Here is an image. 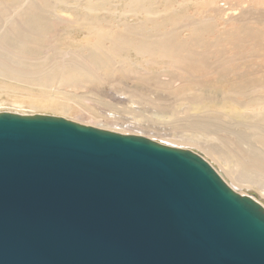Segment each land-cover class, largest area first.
Returning <instances> with one entry per match:
<instances>
[{
  "label": "rangeland",
  "instance_id": "374dc122",
  "mask_svg": "<svg viewBox=\"0 0 264 264\" xmlns=\"http://www.w3.org/2000/svg\"><path fill=\"white\" fill-rule=\"evenodd\" d=\"M0 28V113L264 158V0H0Z\"/></svg>",
  "mask_w": 264,
  "mask_h": 264
},
{
  "label": "water",
  "instance_id": "95a60500",
  "mask_svg": "<svg viewBox=\"0 0 264 264\" xmlns=\"http://www.w3.org/2000/svg\"><path fill=\"white\" fill-rule=\"evenodd\" d=\"M0 264H264V207L194 151L1 112Z\"/></svg>",
  "mask_w": 264,
  "mask_h": 264
},
{
  "label": "bare ground",
  "instance_id": "6f19581e",
  "mask_svg": "<svg viewBox=\"0 0 264 264\" xmlns=\"http://www.w3.org/2000/svg\"><path fill=\"white\" fill-rule=\"evenodd\" d=\"M39 3H40V1H39ZM31 7H33V6H31ZM29 9V8H28ZM28 9L26 10V13H27V11H28ZM31 9V8H30ZM30 9H29V11H30ZM32 10V9H31ZM28 11V13H29V15H30V12H32V11H30L29 12ZM23 13V12H22ZM22 13H21V15H19V17L21 16V18H22ZM24 14H25V12H24ZM26 15V14H25ZM24 17V16H23ZM27 16H25V18H26ZM20 18V19H21ZM29 18V17H28ZM31 18V17H30ZM39 19V22H40V18H38ZM38 19H36V17L34 18V21L33 22H36L35 20H37V22H38ZM19 20V19H18ZM22 20V19H21ZM21 20H19V23L20 22H24L23 20L21 21ZM25 20V19H24ZM15 21V20H14ZM17 21V20H16ZM32 21V20H31ZM16 23V22H15ZM24 24V23H23ZM25 24H26V22H25ZM38 24V23H37ZM15 25V24H14ZM43 25V24H42ZM42 25H40V26H42ZM6 26V25H5ZM16 26V25H15ZM18 26V25H17ZM16 26V27H17ZM24 26V25H23ZM34 26V25H33ZM35 26H38V25H35ZM48 27H49V25H47ZM20 27H22V26H20ZM31 27V26H30ZM39 27V26H38ZM37 27V28H38ZM42 27H44V25L42 26ZM4 28V27H3ZM17 28H19V27H17ZM41 28V27H40ZM1 29V28H0ZM23 29V28H22ZM35 28H33L32 30H34ZM41 29H43V28H41ZM45 29V28H44ZM49 29H50V27H49ZM23 30H25V29H23ZM46 31H48V28L47 29H45ZM6 31V30H5ZM4 31V32H5ZM8 31V30H7ZM1 32V31H0ZM24 32V31H23ZM25 32H28L27 30H25ZM31 32V31H30ZM29 32V33H30ZM7 33V32H6ZM6 33H3V34H6ZM8 33H9V31H8ZM7 33V34H8ZM31 33H33V31L31 32ZM1 34H2V32H1ZM7 34H6V36H7ZM8 35H10V34H8ZM13 35V34H12ZM29 35H27V37H28ZM30 36H32V35H30ZM5 37V36H4ZM10 37H11V35H10ZM30 39H31V37H29ZM6 39V38H5ZM16 39V38H15ZM28 39V38H27ZM14 40V38L12 39V41ZM29 40V39H28ZM1 41V40H0ZM34 41V40H33ZM3 42H5V41H3ZM16 42V41H15ZM15 42H14V44H15ZM3 44V43H2ZM13 44V45H14ZM18 44V43H17ZM4 46H6L7 47V43L4 45ZM4 46L2 45L0 48H2V50H3V48H4ZM14 46H16V45H14ZM5 47V48H6ZM18 47V46H17ZM4 48V49H5ZM12 48H13V46H12ZM24 48V47H23ZM23 48L20 50V51H22L23 50ZM16 49H18V48H16ZM19 49H20V46H19ZM25 49V48H24ZM6 50H8L7 48H6ZM5 50V51H6ZM15 51V50H14ZM7 52H9V50L7 51ZM15 52H17V51H15ZM23 52H26V50H24ZM0 53H1V51H0ZM2 53H4V52H2ZM10 53V52H9ZM18 53V52H17ZM22 53V52H21ZM4 54H6L7 55V53H4ZM16 54V53H15ZM26 54V53H25ZM98 54V53H97ZM96 54V55H97ZM10 55V54H9ZM95 54H94V57L96 56ZM8 56V55H7ZM98 56V55H97ZM94 57H93V59H94ZM1 58V57H0ZM8 58H9V56H8ZM96 58V57H95ZM100 57L98 56V59H99ZM10 59H12L11 58V55H10V58H9V61H10ZM2 60V59H1ZM0 60V61H1ZM24 60V59H23ZM95 61H96V59H94ZM13 61H15V60H13ZM12 61V62H13ZM88 61H89V59H88ZM88 61H87V63H88ZM11 62V61H10ZM94 63V61H91V63ZM97 62V61H96ZM5 64H6V66L8 65V67H11L10 66V64H8V63H6V62H4ZM4 63H3V61H2V64L1 65H3V66H5L4 65ZM15 66L14 67H16L17 65V62L15 63H13ZM90 64V63H89ZM0 65V66H1ZM2 66V67H3ZM5 66V67H6ZM5 67H3V68H0V69H4ZM7 67V68H8ZM16 68H18V67H16ZM6 69V68H5ZM10 69V68H9ZM12 69V68H11ZM7 70V69H6ZM6 70L4 71L3 70V73L4 72H6ZM15 70V69H14ZM13 70V71H14ZM1 71V70H0ZM10 71V70H9ZM8 71V72H9ZM13 71H10V72H13ZM2 72V71H1ZM5 73V76L4 77H6V74H8L9 75V73ZM18 72V71H17ZM2 73V74H3ZM15 73H16V70H15ZM4 75V74H3ZM2 75V76H3ZM16 75V74H15ZM10 76H11V74H10ZM8 77V76H7ZM17 77H19V76H17ZM16 77V78H17ZM210 125H207V124H201V125H197V124H194V126H193V128H195V129H198V130H202V131H204V132H206L205 130H208V129H210ZM225 139V141L224 140H222V141H224L223 143L225 144V142H227V138H224ZM260 142L261 143H263L264 144V136H262L261 138H260ZM160 143V142H159ZM161 144H163V143H161ZM222 144V143H221ZM163 145H165V144H163ZM223 145V144H222ZM226 146V145H225ZM225 146H223V147H225ZM180 149L182 148V147H179ZM189 148V147H188ZM187 148V150H191V151H194L195 153H197V154H199V155H201L214 169H215V171L221 176V178L223 179V181L233 190V191H235L236 193H238L239 195H242V196H249V197H251V198H253L255 201H257L259 204H261L263 207H264V200L261 198L262 196H263V193L261 194V195H259V194H254L253 192H249V193H247V194H242L241 192H238L237 191V188L235 189V187L237 186H245V187H248V188H256V186H257V188L258 187H263L264 188V158H260V157H258L259 155H250L251 153H252V151H248V152H246V153H244L243 155H240V156H237L236 155V153L233 151V150H228V151H224V149L223 148H221V149H218V147H216V148H213V147H211V148H206V151H203V152H205V154L207 155V156H209L214 162H216V164H218V167H216L213 163H212V161H210L208 158H206L205 157V155H203V154H200L199 152H197V151H195V150H192V149H188ZM182 149H185V148H182ZM194 149V148H193ZM205 149V148H204ZM227 166V168H225ZM260 190V189H259ZM258 190V191H259ZM261 192V191H260ZM260 192H258V193H260ZM264 192V191H263Z\"/></svg>",
  "mask_w": 264,
  "mask_h": 264
}]
</instances>
